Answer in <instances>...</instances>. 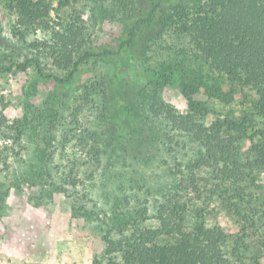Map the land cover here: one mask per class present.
Masks as SVG:
<instances>
[{
	"label": "rangeland",
	"instance_id": "obj_1",
	"mask_svg": "<svg viewBox=\"0 0 264 264\" xmlns=\"http://www.w3.org/2000/svg\"><path fill=\"white\" fill-rule=\"evenodd\" d=\"M154 1L74 0L53 13L48 30L34 32L19 27L10 0H0V69L36 59L46 73L66 77L73 65L56 63L57 33L75 25L71 63L85 49L118 51L135 17ZM169 2L140 33L135 64L90 60L69 86L40 80L35 64L0 76V264H108L111 258L123 264L121 250L106 253L109 241L125 244L157 228L159 211L175 206L186 231L201 223L223 231L228 264H264V168L242 173L243 212H254L244 223L216 192L220 168L199 166L201 144L173 127L158 105L189 114L190 97L204 104L197 119L211 126L255 111V93L211 72L181 28L197 7L191 0ZM202 72L213 78L210 84L234 89V101L223 104L198 88L193 78ZM117 74L132 106L118 127L116 108L102 92ZM263 124L257 117L237 142L244 163L256 158L252 140Z\"/></svg>",
	"mask_w": 264,
	"mask_h": 264
},
{
	"label": "trees",
	"instance_id": "obj_2",
	"mask_svg": "<svg viewBox=\"0 0 264 264\" xmlns=\"http://www.w3.org/2000/svg\"><path fill=\"white\" fill-rule=\"evenodd\" d=\"M73 1L10 0V8L16 12L17 24L21 29L37 32L48 30L53 13L59 14ZM169 1L171 0H155L148 12L135 17L127 32V39L120 44L118 51L106 46L96 50L85 49L79 51L77 61L71 63L78 38L75 25L66 28L63 33H57L55 37L62 45V51L58 54L56 63L63 67L64 62L66 68L73 65L66 77L46 73L36 59L1 68L0 76L25 73L35 64L40 80L69 86L80 65L90 60L113 61L117 68L124 61L135 64L137 56L133 51L135 47L139 49V42L144 43L143 39H138L140 33L155 24L158 11L173 3ZM191 2L198 11L182 21L181 28L188 33L192 45L211 72L226 77L231 81L232 87L248 88L255 93V111L246 112L241 121L217 120L211 126H206L197 119V115L204 112V104L190 100V97L188 98L192 112L189 114L180 113L163 101L159 102V109L173 127L187 132L201 144L203 154L199 166L215 165L220 168L223 185L217 186L216 192H221L219 197L230 211L244 223H248L254 219L250 217L254 212H243L246 189L239 183L246 168L256 165L264 168V127L256 131L258 140H252L254 143L251 151L256 156L254 161L243 162L237 142L247 136L257 117L262 116L264 120V0ZM20 35L23 36L22 33ZM212 79L202 72L194 75L193 82L198 84V88L203 87L210 98L226 105L232 103L235 90L224 91L218 84H210ZM125 86L118 74L103 85L104 98L110 106L116 108L117 127L120 126L124 115H130L132 108L127 100L128 91ZM88 90V93L93 92ZM190 91H185L187 96H191L195 89ZM115 134L118 137V132ZM182 211L181 207L177 206L169 210L163 207L159 211L157 228L144 229L125 244L109 241L106 253L112 254L121 250L123 264H228L222 252L225 242L223 231L218 228L209 229L204 223L186 231ZM94 264L102 263L95 261ZM108 264L121 263L111 258Z\"/></svg>",
	"mask_w": 264,
	"mask_h": 264
}]
</instances>
